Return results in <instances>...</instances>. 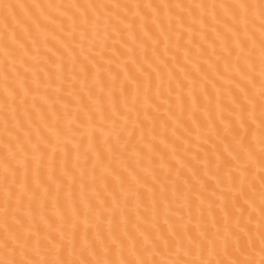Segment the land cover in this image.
<instances>
[{
	"label": "bare ground",
	"instance_id": "bare-ground-1",
	"mask_svg": "<svg viewBox=\"0 0 264 264\" xmlns=\"http://www.w3.org/2000/svg\"><path fill=\"white\" fill-rule=\"evenodd\" d=\"M238 3L260 0H0L16 260L260 264L261 19Z\"/></svg>",
	"mask_w": 264,
	"mask_h": 264
},
{
	"label": "snow or ice",
	"instance_id": "snow-or-ice-1",
	"mask_svg": "<svg viewBox=\"0 0 264 264\" xmlns=\"http://www.w3.org/2000/svg\"><path fill=\"white\" fill-rule=\"evenodd\" d=\"M36 7H39V5H35ZM11 7V6H9ZM232 8L233 16L234 18H239L241 11H243V14L247 16L250 10H258L260 19H261V64H262V69H261V91H260V100L258 102V106L260 108L261 112V118H260V154H261V159L264 160V0H260L259 4H248V3H238L235 5L230 6ZM39 25L37 24V27ZM31 35V33H29ZM23 39V37H21ZM237 39L239 40V30H237ZM241 44L244 45V47L247 46L246 42L240 41ZM29 51V47L25 45H20L19 49L13 48L9 55L11 56H19L21 59L22 63H27L26 60H24V56L26 53ZM235 51V50H233ZM231 55V53H229ZM242 55V53H241ZM237 63L239 64V56L237 58ZM19 143V138L17 140ZM29 143H30V138H29ZM26 148L27 145H24ZM38 147V145H37ZM240 147L242 150H246L244 146V142H241ZM237 155L239 156L240 153L238 152ZM261 183L264 184V176L261 178ZM260 212L262 217H264V192L261 193V207H260ZM19 235L16 236V240H19ZM15 242L14 241H9L8 239L3 240L2 243H0V248L3 249L4 255L6 257H11V258H6L3 260H0V264H50L48 261H24V260H16L15 254H16V247L14 246ZM261 244L264 245V232L261 234ZM133 249H135V245H133ZM261 252L264 253V247L261 248ZM57 264H65V262H57ZM83 264H93L92 261H85ZM95 264H117L116 261H110V260H105V261H96ZM120 264H161L160 261H157L155 259L149 261L146 259H137V260H128V261H121ZM172 264H197L195 261H174ZM206 264H211V262H206ZM221 264H224V262H221ZM235 264H253L252 261H239L237 260ZM260 264H264V259L260 261Z\"/></svg>",
	"mask_w": 264,
	"mask_h": 264
}]
</instances>
